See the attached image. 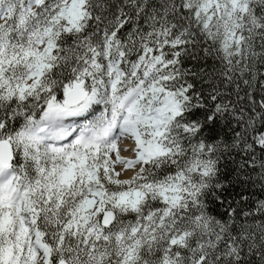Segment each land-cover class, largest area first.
I'll return each instance as SVG.
<instances>
[{
    "label": "snow or ice",
    "instance_id": "6c2138e0",
    "mask_svg": "<svg viewBox=\"0 0 264 264\" xmlns=\"http://www.w3.org/2000/svg\"><path fill=\"white\" fill-rule=\"evenodd\" d=\"M0 264H264V0H0Z\"/></svg>",
    "mask_w": 264,
    "mask_h": 264
},
{
    "label": "trees",
    "instance_id": "16d2710c",
    "mask_svg": "<svg viewBox=\"0 0 264 264\" xmlns=\"http://www.w3.org/2000/svg\"><path fill=\"white\" fill-rule=\"evenodd\" d=\"M252 191L257 192L258 194V188H253Z\"/></svg>",
    "mask_w": 264,
    "mask_h": 264
}]
</instances>
